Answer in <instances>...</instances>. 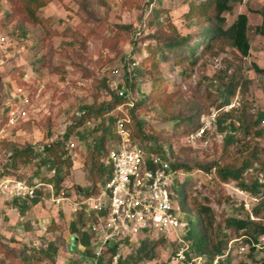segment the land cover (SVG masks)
<instances>
[{
  "label": "rangeland",
  "instance_id": "374dc122",
  "mask_svg": "<svg viewBox=\"0 0 264 264\" xmlns=\"http://www.w3.org/2000/svg\"><path fill=\"white\" fill-rule=\"evenodd\" d=\"M154 1L50 0L39 13L41 17L51 19L52 32H48L42 25L23 19L19 11L9 16L13 11L11 0H0V173L13 171L20 178L31 179L37 171L35 163L20 169L7 164L14 148L40 147L61 139L77 121L83 106L98 108L111 100L112 97L104 92L105 80L121 79V88L127 89L125 61L132 57L139 68L144 67L148 47L156 46L160 38L171 32L166 31L167 27L159 29L149 25L153 9H164V19H169L182 35H197L199 28L189 17L192 0ZM262 10L264 0H233L232 10L225 14L228 24L239 13L248 14L251 43L248 56L224 44L205 53L194 67L189 66L188 76L181 74L183 65H176L171 58L163 61L158 73L168 80V91H172L173 98L165 101V109L149 103L134 113L147 131L159 134L158 143L167 149L172 161L190 167L181 168L180 179L192 178L193 194L202 201L208 199L219 220L223 215H245V210H250L256 202L255 197L234 183L221 182L215 169L210 172L203 166L221 160L224 135L216 123L221 110L234 109L235 115L243 111L251 115L261 112L264 119V75L255 69L256 66L264 67V34L257 30L262 23ZM243 78L247 79L246 84L236 86L234 95L228 99L229 104L217 109L221 93L231 82H241ZM152 85L150 74L140 76L132 96L139 99L142 93L149 94ZM18 89H23L25 98L18 94ZM125 105L118 106L113 114L122 112L131 120V110ZM190 115H198L203 123L197 133L186 135L182 131L184 128H174V122L170 121L174 117L185 120ZM95 122L92 118L87 124L93 127ZM129 127L133 131V127ZM241 138L246 143L257 141L264 147V138L244 134ZM69 142L74 166L63 186L72 195H77L78 185L84 192L92 188L88 179V148L75 135ZM137 142L148 151L154 145V142ZM185 171H189L188 174ZM42 172L47 173L44 169ZM47 191L45 188L44 199L25 215L16 213L11 222L6 217L0 222V260L7 258L9 262H19L24 255L48 241H54L58 246L55 262L46 260L33 264H82V259H86L80 250H71L69 246L72 209L69 206L58 208ZM242 203L245 210L241 211ZM4 208L5 204H1L0 214L5 216ZM163 238L151 242L154 254L140 264H182L173 259L181 246L176 235ZM231 241L234 242L230 248ZM231 241L226 254L233 264H264L263 248L252 251V242H246L244 237ZM243 243L249 245L246 251L240 252ZM138 246L124 247L119 253L125 258L135 253ZM196 263L207 264V260L204 258ZM83 264L90 262L85 260Z\"/></svg>",
  "mask_w": 264,
  "mask_h": 264
},
{
  "label": "trees",
  "instance_id": "16d2710c",
  "mask_svg": "<svg viewBox=\"0 0 264 264\" xmlns=\"http://www.w3.org/2000/svg\"><path fill=\"white\" fill-rule=\"evenodd\" d=\"M49 2L50 0H11L13 11L9 13V16L18 14L19 11L26 21L35 25H42L48 32H52L50 17H41L39 14ZM151 2L155 1L151 0ZM232 7L233 0H201L199 2L192 0L189 17L199 28L197 35H182L177 32L176 26L169 19H164V9H161V7L153 9L151 11L152 16L148 20L149 25H156L159 29L167 27L166 31L171 32L170 35L160 38L156 46L148 47L149 54L144 58L145 65L144 67H138L135 76H131L126 72V84L128 86L126 91L123 94L113 91L111 100L98 108L83 106L77 121L68 128L61 139L53 140L40 147L27 145L14 148L7 164L12 168L20 169L29 163H35L38 166L37 171L29 181L33 182L35 179H39L46 184H52L58 194L64 188L63 184L71 174L74 166L69 141L71 136L75 135L77 140L85 143L88 148V179L92 185V188L87 192H84L82 187L78 185L77 191L87 195L98 192L112 176L113 168L111 164L106 162V157L118 142V136L114 130L115 123L119 117H125L122 112L120 115H114L113 111L118 106L126 104L125 106L131 110L133 117L129 124L133 127V139L135 141L154 142V145L148 148L149 150L164 155L178 170H181L182 167L190 169L184 164L172 161L167 149L158 143L160 141L159 134L147 131L144 128V123L134 116V113L137 108L149 103L152 105L159 104L165 109L167 107L165 101L173 98L172 91H168V80L158 73L161 62L171 58L176 65L184 66L181 74L188 76L187 68L189 66L194 67L198 59L204 56L205 53L222 47L224 44L236 48L243 56L249 55L251 48L249 16L245 12L239 13L236 19L228 24L225 14L230 12ZM261 12L263 16L262 23L257 26V30L264 34V10ZM255 69L264 75V67L256 66ZM146 74H150L152 78L151 91L149 94L142 93L139 99H135L132 96L133 88H137L140 76ZM246 82L247 79L245 78L241 79V82H231L229 87L221 93L219 104L216 106L217 109L229 104L228 99L234 95L236 86L246 84ZM104 85L106 88L108 87L106 80ZM127 102L129 103L127 104ZM234 112V109L221 110L217 115V127L224 135L223 153L221 160L205 165L203 168L210 172L215 169V174L221 182L234 183L238 188L255 197L256 202L247 211L242 203L240 210H245V215H223L219 220L208 199L202 201L193 194L192 178L180 183V186L176 189V198L183 214L182 219L185 222V227L182 231L184 242L179 243L180 248L185 243L188 245L185 258L181 261L182 264H197L196 262L200 257L201 261L206 258L207 264H233L229 254H226L229 242L232 239L237 237L243 239L244 237L246 242H257L264 235V147L257 141L246 143L241 138V134L256 139L264 138L263 113L251 115L243 111L240 115H235ZM92 118H95L96 122L93 127H90L87 123ZM170 121L174 122V128H184L182 131L186 135L197 133L203 124L198 115H190L185 120L174 117ZM79 128L82 129L78 130ZM89 137H91V140H88ZM111 143L112 147L108 145ZM114 143L116 144L114 145ZM141 146L143 145L141 144ZM232 148L239 151L235 153ZM43 169L47 173L42 172ZM185 172L188 174L189 171ZM4 176L20 178L13 171L0 173V178ZM184 184L186 185L184 186ZM44 189H38L36 197L31 200L14 199L7 201V203L16 207L20 216H23L30 211L33 205L44 199ZM184 190L186 191L183 196ZM67 192L71 194L70 191L67 190ZM47 194L49 195L48 191ZM180 197L182 199L179 201ZM235 209L237 210V208ZM94 221L95 218L92 216H86L81 212H73V219L70 222L72 232L70 249L80 250L81 255L84 254L89 262L95 257V252L91 248L94 233L89 228V224ZM163 237L151 236L150 234L141 236L134 243L139 244L135 253H130L125 258L119 255L117 264H140L142 260L152 257L154 252L150 248L151 242L163 240ZM255 249L256 247L252 245L251 250L254 251ZM119 250L120 246L118 244L109 245L103 255L98 258L99 264H107L108 261L109 264H113L114 257L119 253ZM57 254L58 246L56 242L48 241L46 245L34 249L29 255H24L19 262H9L7 258L1 259L0 262L2 264H33L34 262L40 263L46 260L55 262ZM107 254L110 256H107ZM249 257H252V254ZM237 264L245 263L239 262Z\"/></svg>",
  "mask_w": 264,
  "mask_h": 264
},
{
  "label": "built area",
  "instance_id": "2783aa9c",
  "mask_svg": "<svg viewBox=\"0 0 264 264\" xmlns=\"http://www.w3.org/2000/svg\"><path fill=\"white\" fill-rule=\"evenodd\" d=\"M125 63V71L135 76L138 62L129 57ZM121 83V79H109L105 94L111 96L113 91L123 94L126 90L121 88ZM18 94L23 98L26 96L23 89H18ZM130 121L125 115L115 123L118 142L106 157L113 173L98 192L72 195L62 188L57 194L52 184L39 179L30 182L15 176H4L0 178V205L14 199L31 200L36 197L38 189L47 188L52 203L58 208L69 206L74 213L92 216L95 221L89 224V228L94 233L91 248L95 257L90 264H99L98 258L109 245L118 244L120 249L128 248L146 234L156 237L176 235L179 242H184L182 231L185 222L176 198V189L184 182L180 179L181 170L174 168L164 155L148 151L135 141L129 127ZM71 146L75 144L71 143ZM4 220L5 216L1 213L0 222ZM233 242H230V248ZM248 243L240 246V252L247 250ZM252 245L263 248L264 235L257 242L252 241ZM187 250L185 243L173 259L181 262ZM119 255L114 257L113 264H117ZM85 260L82 259L83 262Z\"/></svg>",
  "mask_w": 264,
  "mask_h": 264
},
{
  "label": "crops",
  "instance_id": "0c3cea01",
  "mask_svg": "<svg viewBox=\"0 0 264 264\" xmlns=\"http://www.w3.org/2000/svg\"><path fill=\"white\" fill-rule=\"evenodd\" d=\"M3 204H5V208H4L5 217L10 218V222H11V217H16V213H18V211L11 204H8L7 202Z\"/></svg>",
  "mask_w": 264,
  "mask_h": 264
}]
</instances>
